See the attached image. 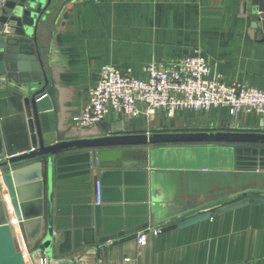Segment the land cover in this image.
Listing matches in <instances>:
<instances>
[{
  "label": "crops",
  "instance_id": "0c3cea01",
  "mask_svg": "<svg viewBox=\"0 0 264 264\" xmlns=\"http://www.w3.org/2000/svg\"><path fill=\"white\" fill-rule=\"evenodd\" d=\"M47 1L37 38L48 59L43 68L48 81L45 88L55 87L58 111L38 113L33 120L37 136L38 131L43 133L47 144L59 143L58 134L74 140L99 129L111 136L128 129L148 134L264 133V116L256 112L233 115L223 106L206 111L178 110L173 116L158 112L128 117L110 110L100 124L82 127L75 122L104 64H113L121 71L130 68L136 77L143 78L149 62L177 59L198 49L212 66L213 75L220 74L227 83L264 89V34L246 14V0ZM10 13L5 4L0 16ZM3 27L0 22V29ZM28 110L15 89L0 80V164L10 154L31 148ZM245 148L231 149L226 162V154H214L220 157L216 161L208 159L213 151L222 152L220 146L163 145L149 153L145 167L134 166L147 161L146 155L136 151L126 158L122 155L117 161L109 160L122 165L100 174L81 149L62 151L53 184L61 238L57 256L48 259L49 264H264V206L252 204L221 215L214 213L211 219L185 228L158 234L148 231L144 244L138 241L142 230L100 242L146 221L153 229L185 218L156 225L147 204L151 199L156 201V212L162 217L180 211L185 199L201 202L203 187L213 191L222 187V176L210 180L206 173L255 170L251 180L264 186V167H260L264 166V153ZM33 178L23 183L30 194L36 189ZM98 179L103 183L104 202L93 209ZM255 194L260 193L251 191L235 198ZM13 195L2 184L0 220L17 222ZM29 232L32 235L34 230ZM17 238L14 245L8 232L0 230V264H39L40 258L47 259L44 254L33 259L19 231ZM18 250L28 252L25 259L18 256Z\"/></svg>",
  "mask_w": 264,
  "mask_h": 264
},
{
  "label": "water",
  "instance_id": "95a60500",
  "mask_svg": "<svg viewBox=\"0 0 264 264\" xmlns=\"http://www.w3.org/2000/svg\"><path fill=\"white\" fill-rule=\"evenodd\" d=\"M11 8L10 14L0 16V22L4 25L0 29V80L15 89L16 95L24 99L27 105L30 123L32 124L31 148L22 153L10 154V157L0 164V197L1 186L5 184L13 195L17 222H11L7 218L0 220V230L8 232L12 242L17 243V231L20 232L28 252L34 259L35 255L44 254L47 259L57 256L58 242L61 238V230L56 219V200L54 195V180L56 176V163L62 151L78 148L79 152L90 157L91 164L95 165L100 174L104 169L120 167V162H108L116 158H124L130 152L140 151L147 156V161L140 162L137 167L148 165L150 152L169 145L174 147H221L222 152L214 153L208 157L211 161L220 158L214 154H226L231 149L248 147V150L264 153V133L259 132H161V133H133L130 129L118 135H107L99 129L90 136H77L74 140L58 134L59 143L47 144L44 142L43 133L37 131L33 125L34 117L38 113L53 110L58 111L54 102L55 87H47V75L43 69L48 59L44 51L39 48L37 27L48 8L47 0H12L6 3ZM245 12L251 17L256 28L264 34V0H246ZM11 28L12 30H7ZM58 127V124H57ZM40 138V139H39ZM65 139H67L65 141ZM250 144V145H248ZM124 145L122 148H109L110 146ZM242 146V147H241ZM250 146V147H249ZM247 149V148H245ZM240 152H242L240 150ZM228 161L227 158H223ZM124 166H131L123 162ZM264 167V166H260ZM228 169H226L227 171ZM233 171V170H232ZM236 171V170H235ZM252 171H236L206 173L210 180L222 176V187L213 191L208 186L203 187V200L199 203H191L186 199L183 208L174 214L160 216L156 212L157 202L151 199L147 204L148 212L154 215L153 222L162 225L178 217L185 218L171 224L161 226V232H169L177 228H185L211 219L212 215L224 214L242 208L247 205L264 206V186L258 181H252ZM259 172V171H256ZM35 177L34 193L30 194L23 183L27 178ZM251 177L253 178L251 180ZM250 179V180H249ZM103 187V183L98 179ZM34 187V188H35ZM259 192L257 195L242 196L248 192ZM30 194V195H29ZM102 193V203L104 202ZM1 204V201H0ZM216 205V206H215ZM210 206L209 209L199 211ZM150 222H144L137 226H131L123 231L115 233L100 242L113 240L125 234L147 229ZM34 230L31 235L29 230ZM28 252L18 250L17 254L23 259Z\"/></svg>",
  "mask_w": 264,
  "mask_h": 264
},
{
  "label": "built area",
  "instance_id": "2783aa9c",
  "mask_svg": "<svg viewBox=\"0 0 264 264\" xmlns=\"http://www.w3.org/2000/svg\"><path fill=\"white\" fill-rule=\"evenodd\" d=\"M7 1L0 0V14ZM143 70L146 76L141 78L130 68L121 71L113 64H104L75 122L82 127L100 124L110 110L128 117L154 116L158 112L173 116L178 110L206 111L220 106L233 115L256 112L264 116V89L227 83L220 74L213 75L212 66L198 49L177 59L151 61ZM102 193V184L97 181L96 205L102 203ZM160 228L140 231L139 243L147 242L148 231L158 234ZM39 264H49L48 259L40 258Z\"/></svg>",
  "mask_w": 264,
  "mask_h": 264
},
{
  "label": "rangeland",
  "instance_id": "374dc122",
  "mask_svg": "<svg viewBox=\"0 0 264 264\" xmlns=\"http://www.w3.org/2000/svg\"><path fill=\"white\" fill-rule=\"evenodd\" d=\"M225 153H226V158H228L229 159V154H232V152L230 151V150H227V151H225Z\"/></svg>",
  "mask_w": 264,
  "mask_h": 264
}]
</instances>
